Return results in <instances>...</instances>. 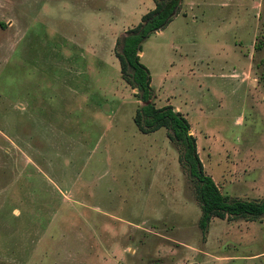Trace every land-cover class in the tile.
Segmentation results:
<instances>
[{"label":"rangeland","instance_id":"374dc122","mask_svg":"<svg viewBox=\"0 0 264 264\" xmlns=\"http://www.w3.org/2000/svg\"><path fill=\"white\" fill-rule=\"evenodd\" d=\"M152 5L0 0V264H264V214L202 230L166 129L132 120L114 40ZM139 59L219 190L263 197L264 0H182Z\"/></svg>","mask_w":264,"mask_h":264},{"label":"trees","instance_id":"16d2710c","mask_svg":"<svg viewBox=\"0 0 264 264\" xmlns=\"http://www.w3.org/2000/svg\"><path fill=\"white\" fill-rule=\"evenodd\" d=\"M181 0H152V7L140 14L139 20L127 27L114 40L113 53L118 62L120 77L134 89L140 101L134 108L132 120L141 132L158 127L166 129L167 137L177 147V161L191 181L200 213L198 226L205 230L211 216L254 219L264 214L261 198L229 197L222 193L212 177L204 171L199 159L195 136L189 131L185 115L169 103L155 105L150 74L139 59L141 42L153 31L164 27L177 12Z\"/></svg>","mask_w":264,"mask_h":264},{"label":"crops","instance_id":"0c3cea01","mask_svg":"<svg viewBox=\"0 0 264 264\" xmlns=\"http://www.w3.org/2000/svg\"><path fill=\"white\" fill-rule=\"evenodd\" d=\"M224 1H225V0H224ZM181 2H182V0H181ZM181 2H180V5H181ZM191 3H192V2H191ZM180 8H181V6H180ZM176 13H177V12H176ZM176 13H175V14H176ZM175 14H174V15H175ZM174 15H173V16H174Z\"/></svg>","mask_w":264,"mask_h":264}]
</instances>
